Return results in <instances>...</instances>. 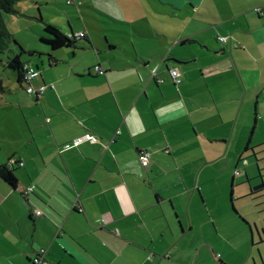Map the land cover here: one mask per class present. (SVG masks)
I'll return each instance as SVG.
<instances>
[{"label": "crops", "instance_id": "crops-1", "mask_svg": "<svg viewBox=\"0 0 264 264\" xmlns=\"http://www.w3.org/2000/svg\"><path fill=\"white\" fill-rule=\"evenodd\" d=\"M74 1L37 7L36 47L18 44L43 94L0 80L25 93H0L25 132L16 187L0 177V264H264V0ZM39 3L63 9L17 12ZM46 24L85 37L51 50ZM83 135L98 142L71 147Z\"/></svg>", "mask_w": 264, "mask_h": 264}, {"label": "rangeland", "instance_id": "rangeland-1", "mask_svg": "<svg viewBox=\"0 0 264 264\" xmlns=\"http://www.w3.org/2000/svg\"><path fill=\"white\" fill-rule=\"evenodd\" d=\"M59 3L62 4V8L52 4V5H44V3H39L36 5L35 9H30L25 11V13H17V15H3V22L5 24L6 29L11 33L13 39L20 45L19 42H23L25 44H31V46L37 45V29L39 27V23L35 17H31L30 15H37V7L39 8V12L41 17H52L61 14V13H70L75 12V9L72 6H67L66 0H58ZM69 2H75L74 0H69ZM21 3V2H20ZM24 4H32L31 2H25ZM75 4V3H74ZM80 3L77 2L76 6H79ZM16 5V10H17ZM20 7V6H19ZM77 12V11H76ZM72 14V13H71ZM43 18V17H42ZM40 32V31H39ZM21 46V45H20ZM10 48H14L13 43H10ZM4 57V56H0ZM5 67L0 63V80L3 82L4 86L11 85V80L7 74V72H11L10 70H5ZM13 73V72H11ZM14 84H12V87ZM10 90V87H7ZM5 90L4 99L8 104H13L10 99L16 97V95H25L23 92H16ZM14 101V100H13ZM1 103V101H0ZM7 104V105H8ZM10 119H14V124L10 123ZM16 112L11 108L0 109V164H7L8 157L7 154L12 145L15 144V141L20 135H24V130L19 129L17 123L15 122ZM17 125V126H16ZM257 186V185H255ZM255 186L253 188H255ZM229 185H227V189Z\"/></svg>", "mask_w": 264, "mask_h": 264}, {"label": "trees", "instance_id": "trees-1", "mask_svg": "<svg viewBox=\"0 0 264 264\" xmlns=\"http://www.w3.org/2000/svg\"><path fill=\"white\" fill-rule=\"evenodd\" d=\"M23 0H0V63L3 65V59L9 54L11 48L10 43H13V50L16 51V55L12 58H6L4 67L7 70L12 71L16 74L18 83H23V64L20 61L23 55H32V52H25L18 43L13 39L11 33L6 29L3 22V15H17L16 5ZM43 33L48 36V38L41 39V42L47 44L51 50H58L64 47H72L75 43L76 37L72 34L65 36L60 33L56 28L51 25L46 24L43 29ZM5 89L0 81V93H4ZM10 161V160H9ZM0 166V177L11 185L13 188L16 187L17 181L13 173L8 170L9 166L17 165L18 163ZM20 164V163H19ZM18 164V165H19Z\"/></svg>", "mask_w": 264, "mask_h": 264}, {"label": "built area", "instance_id": "built-area-1", "mask_svg": "<svg viewBox=\"0 0 264 264\" xmlns=\"http://www.w3.org/2000/svg\"><path fill=\"white\" fill-rule=\"evenodd\" d=\"M257 11H258V9H257ZM75 37L78 38V39H84L85 34L84 33H79ZM218 41L222 42V43H225L226 39L225 38H219ZM23 71H24L23 83L25 84L26 92L28 94H33L35 96L42 95L44 90L46 89L45 86H39L38 88H34L32 86V83L34 82V80L37 79L38 76H39V71L37 69L33 68L32 66L27 65V64H23ZM93 71L97 75H103L104 74V71L98 66L93 67ZM169 76H170L173 84L176 87L181 83V76H180V73H179V71L177 69H170L169 70ZM262 92L264 94V89L262 90ZM116 133L118 134V132H116ZM97 142L98 141H97V139L94 136H92V135H83V136H81L79 138H76L72 142L71 147H76V146H78V145H80L82 143L95 144ZM138 161L141 164V166L146 167L149 164V161H150L149 154L146 153V152L139 153ZM245 162L246 161H244V163ZM13 163H14V161H12V160L9 161V164H13ZM19 165H21V163ZM239 172H240L239 169H236L234 171V174L237 175V174H239ZM33 190H34V186L31 185V186L21 190V195L24 197V199H26L28 201V197L33 192ZM34 215L36 217H39V216L42 215V213H41V211L36 210V211H34ZM43 254H44L43 250L38 251L35 254V256L33 257V259H32L33 264H44Z\"/></svg>", "mask_w": 264, "mask_h": 264}, {"label": "water", "instance_id": "water-1", "mask_svg": "<svg viewBox=\"0 0 264 264\" xmlns=\"http://www.w3.org/2000/svg\"><path fill=\"white\" fill-rule=\"evenodd\" d=\"M262 186V185H261ZM258 188V187H257ZM257 188H255V189H257Z\"/></svg>", "mask_w": 264, "mask_h": 264}]
</instances>
